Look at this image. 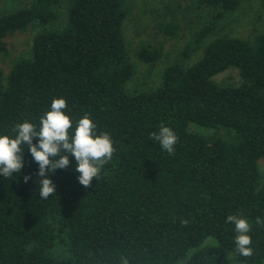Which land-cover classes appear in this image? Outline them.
<instances>
[{"label":"trees","instance_id":"16d2710c","mask_svg":"<svg viewBox=\"0 0 264 264\" xmlns=\"http://www.w3.org/2000/svg\"><path fill=\"white\" fill-rule=\"evenodd\" d=\"M244 1L193 0L211 16L163 70L158 88L132 94L127 0H30L0 9V54H8L9 37L42 27L28 56L7 74L0 68V135L14 136L25 120L38 126L52 100L64 98L74 122L90 114L116 149L87 188L74 157L68 168L49 170L56 191L45 200L39 165L24 146L21 173L0 175V264H222L230 253L264 264V227L254 225V255L244 258L224 222L232 213L250 222L264 217V32L254 40L216 38L199 60L182 64ZM160 29L172 37L180 31L170 23ZM137 57L152 65L162 52L143 46ZM229 68L241 84L217 85L213 77ZM162 122L179 137L174 155L149 138ZM208 239L216 244L205 246Z\"/></svg>","mask_w":264,"mask_h":264},{"label":"rangeland","instance_id":"374dc122","mask_svg":"<svg viewBox=\"0 0 264 264\" xmlns=\"http://www.w3.org/2000/svg\"><path fill=\"white\" fill-rule=\"evenodd\" d=\"M30 0H0L2 12H12L24 7ZM130 12L124 22V36L134 66V75L127 83L128 93L148 92L155 90L161 84L163 70L177 61L184 45L192 37L193 32L201 27L211 16L212 10L197 7L193 0H127ZM174 24L180 31L174 37L161 32V26ZM40 25L32 26L26 33H17L9 37L7 42L8 54H0V68L7 74L13 62L28 56L33 40L40 32ZM264 32V9L262 0H245L239 9L225 22L221 30L211 36L189 60L183 61L184 66H190L199 60L207 44L219 37H236L254 40ZM143 46L159 49L162 57L150 65L141 62L137 53ZM219 86L237 87L242 80L238 70L229 68L213 77ZM262 183H264V158L258 163ZM213 239H208L204 245H215ZM222 264H244L233 254H227Z\"/></svg>","mask_w":264,"mask_h":264},{"label":"clouds","instance_id":"9594fccd","mask_svg":"<svg viewBox=\"0 0 264 264\" xmlns=\"http://www.w3.org/2000/svg\"><path fill=\"white\" fill-rule=\"evenodd\" d=\"M68 104L64 98H54L50 110L39 118L38 126L25 120L13 126L14 136L0 135V175L12 177L21 173L24 167V146L30 151L34 161L39 165V187L37 192L42 199H48L56 191L51 179L46 178L49 170L55 174L57 169H66L70 165L69 156L76 161L75 172L78 181L85 188L110 162L116 152L114 142L108 132L97 131V125L90 114L76 120L66 114ZM149 138L159 144L161 150L174 155L179 137L174 129L161 123L157 131H152ZM38 139V144L33 141ZM31 179L25 176L27 183ZM225 224L231 225L234 232V253L250 258L254 255L252 247L253 227H264V217L257 216L254 222L242 213H232L225 217ZM184 264V262H180Z\"/></svg>","mask_w":264,"mask_h":264}]
</instances>
